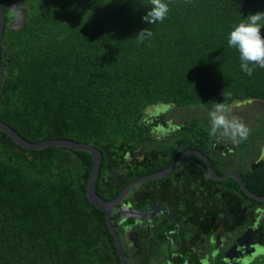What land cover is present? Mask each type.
I'll list each match as a JSON object with an SVG mask.
<instances>
[{"label": "trees", "instance_id": "1", "mask_svg": "<svg viewBox=\"0 0 264 264\" xmlns=\"http://www.w3.org/2000/svg\"><path fill=\"white\" fill-rule=\"evenodd\" d=\"M2 2L0 119L30 142L69 139L101 150L93 186L106 201L120 191L103 178L105 165H123L128 153L144 155L130 181L169 167L191 149L207 154L212 169L224 175L223 161L264 146L259 108L238 113L255 120L238 145L210 137L209 117H198L200 111L165 139L151 135L175 110L212 108L223 102L224 91L228 104L264 100V69L246 75L227 43L234 25L264 12V0H170L168 18L155 25L143 21L149 0ZM18 14L24 19L16 29ZM146 28L153 37L137 43ZM160 104L169 108L151 121L146 108ZM194 158L183 157L177 168ZM251 161L242 163L240 176L247 189L264 195V160ZM199 165L207 168L203 159ZM92 171L89 150L28 149L0 129V264H122L106 212L88 196ZM216 183H233L235 196L252 200L236 179Z\"/></svg>", "mask_w": 264, "mask_h": 264}, {"label": "flooded vegetation", "instance_id": "2", "mask_svg": "<svg viewBox=\"0 0 264 264\" xmlns=\"http://www.w3.org/2000/svg\"><path fill=\"white\" fill-rule=\"evenodd\" d=\"M253 107L264 109V105L260 104L249 106ZM151 113L147 118L152 121L161 112ZM176 128L177 122L170 118L163 124H156L152 133H171ZM184 153L187 154L183 157L193 153L198 158L177 168L182 157L168 173L159 175L171 165L130 181V175L138 166L135 164L144 160V155L128 153L124 157L125 166H115L110 161L105 165L103 178L112 191H120L112 200L116 205L111 215L117 223L116 231L128 264H205V261L207 264H231L226 255L233 256L238 264L243 257L231 247L247 230L251 232L249 237H243L244 243L253 240L255 244L264 245V205L260 204L264 200L256 199L249 193L264 195L256 194L244 185L240 176L243 165L234 168L241 158L235 162L232 160L230 164L228 159L223 161L226 173L218 175L211 167V159L203 151L191 149ZM201 154H205L208 161ZM263 154L264 149L259 155L264 160ZM200 159L206 163V169L200 168ZM128 164L129 167L126 166ZM118 169L124 170L123 173H119ZM225 178H232L233 182L236 179L244 194L252 200L247 201L240 192L235 196L234 189L237 187L233 183H216ZM234 202H239V205L234 206ZM133 233H137V242L131 236ZM254 264H264V256L258 257Z\"/></svg>", "mask_w": 264, "mask_h": 264}, {"label": "clouds", "instance_id": "3", "mask_svg": "<svg viewBox=\"0 0 264 264\" xmlns=\"http://www.w3.org/2000/svg\"><path fill=\"white\" fill-rule=\"evenodd\" d=\"M170 0H149V10L143 17L145 23L155 25L163 23L169 15ZM151 29L141 30L136 36L137 43H144L153 37ZM228 46L238 51L241 70L249 77L256 68L264 69V12L249 14L241 22L233 26L227 39ZM223 102H214L208 112V134L217 143L230 141L238 145L247 140L250 129L236 115L230 104L224 102L230 94L222 93ZM169 108V107H168ZM254 251L243 257L238 264H254L258 257L264 256V245L255 244ZM207 264V261H205Z\"/></svg>", "mask_w": 264, "mask_h": 264}, {"label": "water", "instance_id": "4", "mask_svg": "<svg viewBox=\"0 0 264 264\" xmlns=\"http://www.w3.org/2000/svg\"><path fill=\"white\" fill-rule=\"evenodd\" d=\"M15 9V8H12ZM24 19V15L23 14H18L17 18L15 19V21L13 22L12 27L13 28H19L23 22ZM5 10H4V4L2 2V0H0V85L2 83V79H3V64H2V38H3V33H4V29H5ZM262 101L261 99L258 98H245V99H235L233 102L230 103L232 108L238 109V108H249V106H253V105H258L259 102ZM264 102V100L262 101ZM172 106H174L175 104H170ZM169 106L168 105H152L150 107L146 108V111H151L152 113L155 112H163L165 111ZM0 129L3 130L4 132H6L9 136H11L18 144H20L21 146L28 148V149H40L43 147H48V146H60V147H66V148H70V149H76V150H89L90 152H92L93 155V171L89 177L88 180V184H87V192H88V196L90 201L98 208H100L101 210L106 212V217H107V223L114 235V238L116 240V244H117V248L118 251L120 253L121 259L123 264H128L127 261L125 260V254L123 251V247H122V243L120 240V237L116 231V228L113 225V217L111 215V211L114 208V206L116 205L115 201L112 202H108L106 201L103 197H101L96 190L94 189L93 186V182L97 176V174L100 171L101 168V164H102V160H103V154L101 152V150H99L98 148L88 144V143H84V142H77V141H73V140H69V139H51V140H45V141H40V142H30L27 141L26 139H24L14 128H12L9 124L5 123L4 121H2L0 119ZM170 132H153L152 133V137L154 139L157 138H164L165 134H169ZM201 153V152H199ZM187 153H184L177 161H175L169 168L165 169L163 172H161L159 175L165 174L170 172L173 168H175L178 164V161ZM206 161H208V158L205 156V154H201ZM263 158H264V154H263ZM124 170L118 169L119 173H123ZM251 196H253L256 199L259 200H264L263 196H256L252 193H249ZM251 231L247 230V232H245L243 235H241V237L237 238L235 240V242L233 243L231 249L235 250L239 253V255L241 257H245L246 255H250L254 249H253V245H255V242L253 240H251V242L249 243H244L242 241L244 236H248L249 237V233ZM132 238L137 242V233H133L131 234ZM127 237L130 238L127 234ZM239 256V257H240ZM238 257V256H236ZM225 258L228 260V262H230L231 264H236L235 260L233 259L234 257L230 256V255H226Z\"/></svg>", "mask_w": 264, "mask_h": 264}, {"label": "rangeland", "instance_id": "5", "mask_svg": "<svg viewBox=\"0 0 264 264\" xmlns=\"http://www.w3.org/2000/svg\"><path fill=\"white\" fill-rule=\"evenodd\" d=\"M201 108L199 107H189V108H183V109H177L175 110L173 113H172V116H171V119L173 121H176L177 124L178 123H183V120L186 119V118H191L193 116H196L197 113L199 112L200 114L197 115L198 117H208V112L210 111L211 108H203L202 110H200ZM246 110V111H244ZM249 110V111H248ZM234 111H236V113H241L244 112V113H250V112H254V113H257L258 110H256L254 107L253 108H238V109H234ZM237 115L246 125H249V126H255V120L253 118H251L249 115ZM177 130V128H176ZM231 145V143H230ZM263 149H264V146L262 145L259 150H255L252 149L251 151H249L247 154L246 153H239V155H236V156H233L232 157V160L233 162L236 161L237 158H241V162L236 164L234 166V168H238V167H241L242 165V162L246 165H250L253 161H251L252 159H255V157L259 156L261 153H263ZM257 151V152H256ZM256 152V153H255ZM239 156V157H238Z\"/></svg>", "mask_w": 264, "mask_h": 264}]
</instances>
